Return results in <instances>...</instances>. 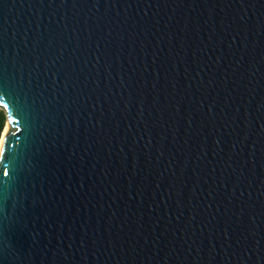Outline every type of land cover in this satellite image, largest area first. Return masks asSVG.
<instances>
[{
  "label": "water",
  "instance_id": "water-1",
  "mask_svg": "<svg viewBox=\"0 0 264 264\" xmlns=\"http://www.w3.org/2000/svg\"><path fill=\"white\" fill-rule=\"evenodd\" d=\"M0 89V264H264V0H0Z\"/></svg>",
  "mask_w": 264,
  "mask_h": 264
},
{
  "label": "snow or ice",
  "instance_id": "snow-or-ice-1",
  "mask_svg": "<svg viewBox=\"0 0 264 264\" xmlns=\"http://www.w3.org/2000/svg\"><path fill=\"white\" fill-rule=\"evenodd\" d=\"M9 93L6 92L3 89H0V107H2L4 110H11L12 116L11 120L8 121V118L5 116L3 111H0V132L3 131V126L5 123H19L17 120V116H19L21 119H23V108L17 104V102H14L13 100L9 99ZM15 133L12 132L11 128L8 126V130L6 133H4V140H3V151L0 153V155L3 156V158H7L6 153V145L9 142L10 138H14ZM3 175L5 177L9 176V170L7 167L3 169Z\"/></svg>",
  "mask_w": 264,
  "mask_h": 264
},
{
  "label": "bare ground",
  "instance_id": "bare-ground-1",
  "mask_svg": "<svg viewBox=\"0 0 264 264\" xmlns=\"http://www.w3.org/2000/svg\"><path fill=\"white\" fill-rule=\"evenodd\" d=\"M8 126H9V123L6 124V126H5V128H4V131H3V134H2V138H1V141H0V148H1L2 142H3V140H4V133L7 132V130H8Z\"/></svg>",
  "mask_w": 264,
  "mask_h": 264
},
{
  "label": "trees",
  "instance_id": "trees-1",
  "mask_svg": "<svg viewBox=\"0 0 264 264\" xmlns=\"http://www.w3.org/2000/svg\"><path fill=\"white\" fill-rule=\"evenodd\" d=\"M0 111H3L4 114H5V116L7 117V114H6L5 110H3V109L0 108ZM7 118H8V117H7ZM6 124H7V123L4 124V126H3V130H4L5 126H6ZM2 132H3V131H2ZM2 132H0V138H1Z\"/></svg>",
  "mask_w": 264,
  "mask_h": 264
},
{
  "label": "rangeland",
  "instance_id": "rangeland-1",
  "mask_svg": "<svg viewBox=\"0 0 264 264\" xmlns=\"http://www.w3.org/2000/svg\"><path fill=\"white\" fill-rule=\"evenodd\" d=\"M4 131V130H3ZM2 134H3V132H2ZM1 138H2V135H1ZM1 138H0V141H1Z\"/></svg>",
  "mask_w": 264,
  "mask_h": 264
}]
</instances>
